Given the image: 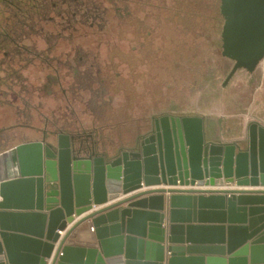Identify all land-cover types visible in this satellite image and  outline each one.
Masks as SVG:
<instances>
[{
	"label": "water",
	"instance_id": "obj_1",
	"mask_svg": "<svg viewBox=\"0 0 264 264\" xmlns=\"http://www.w3.org/2000/svg\"><path fill=\"white\" fill-rule=\"evenodd\" d=\"M219 12L226 86L264 58V0H220ZM233 186L264 187L256 121L221 142L200 116L161 117L108 160L61 135L21 143L0 152V264H264V191Z\"/></svg>",
	"mask_w": 264,
	"mask_h": 264
},
{
	"label": "flooded vegetation",
	"instance_id": "obj_2",
	"mask_svg": "<svg viewBox=\"0 0 264 264\" xmlns=\"http://www.w3.org/2000/svg\"><path fill=\"white\" fill-rule=\"evenodd\" d=\"M185 2L0 0V152L30 141L55 145L61 135L79 154L108 160L153 135L155 120L173 115L152 118L118 150L104 138L111 126L98 121L117 106V67L128 68L126 57L147 62L157 22L184 12Z\"/></svg>",
	"mask_w": 264,
	"mask_h": 264
},
{
	"label": "rangeland",
	"instance_id": "obj_3",
	"mask_svg": "<svg viewBox=\"0 0 264 264\" xmlns=\"http://www.w3.org/2000/svg\"><path fill=\"white\" fill-rule=\"evenodd\" d=\"M217 7L186 0L184 12L157 22L147 62L126 57L128 68L117 67V106L98 121L111 126L104 138L115 141L117 150L130 148L154 117L243 114L256 93L258 75L239 70L222 85L232 63L221 57L220 31L208 17L217 15Z\"/></svg>",
	"mask_w": 264,
	"mask_h": 264
},
{
	"label": "crops",
	"instance_id": "obj_4",
	"mask_svg": "<svg viewBox=\"0 0 264 264\" xmlns=\"http://www.w3.org/2000/svg\"><path fill=\"white\" fill-rule=\"evenodd\" d=\"M245 72V71H239ZM246 73V72H245ZM257 74L258 81L256 83V93L251 95V98L246 106H244L243 114L235 116H214L213 114H197L204 119L206 128V137L208 140L232 142L235 140H245L247 138L248 125L256 121L264 125V58L253 73ZM204 189V188H203ZM215 189V188H209ZM219 189V188H218ZM233 189L238 191H264V187H236ZM167 197V194H164ZM124 207V206H121ZM207 244V243H206ZM56 248L53 250L55 253Z\"/></svg>",
	"mask_w": 264,
	"mask_h": 264
},
{
	"label": "trees",
	"instance_id": "obj_5",
	"mask_svg": "<svg viewBox=\"0 0 264 264\" xmlns=\"http://www.w3.org/2000/svg\"><path fill=\"white\" fill-rule=\"evenodd\" d=\"M216 12H217V19L215 20V22H216V26L219 28V31L221 32V26H222V23H223V19H222L221 15H220L219 7H217ZM216 45H217L218 48H220V45H221V43H220V33H219V37L217 38Z\"/></svg>",
	"mask_w": 264,
	"mask_h": 264
}]
</instances>
